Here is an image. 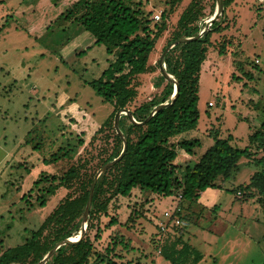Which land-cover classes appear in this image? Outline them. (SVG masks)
<instances>
[{
	"label": "rangeland",
	"instance_id": "374dc122",
	"mask_svg": "<svg viewBox=\"0 0 264 264\" xmlns=\"http://www.w3.org/2000/svg\"><path fill=\"white\" fill-rule=\"evenodd\" d=\"M31 1L0 0V246L4 249L21 243L29 230L36 229L50 213V219L61 224L75 217L79 208L75 187L68 190L58 187L44 207L35 199L37 189L28 196L29 201L22 196L41 174L63 172L84 147H90L95 154L102 144L100 136L93 145L88 147L86 143L112 110V105L103 102L85 83L98 77L107 65L104 46L93 45L85 53H79L87 49L85 41L90 34L82 21L62 16L75 0H38L36 10L46 19L45 27L40 28L30 25ZM100 1L93 2V12L99 14L94 13V20H101L98 17L101 10L97 8ZM142 1L145 9L151 11L153 21H158L155 14L167 9L163 0ZM205 1L208 10L211 0ZM188 2L180 0L168 18L170 27ZM104 3L111 16L99 26L106 30L125 11L113 2L105 0ZM231 7L235 10H227L228 18L230 25L235 23L227 33L234 36V45L240 40V47L236 45L233 54L224 55L210 47L200 70L196 64L191 70L187 101L180 105L183 110L193 102L190 113L184 112L189 120H192V110L198 111L196 127H189L180 136L196 138L201 143L190 157L180 153L173 161L180 179L186 165L194 164L212 144L211 133L217 132L221 138L231 134V145L245 148L249 146L251 131L264 120V61L257 65L253 62L256 57L264 56V0H234ZM79 44H83L80 49ZM161 44L152 54L150 63L159 58ZM146 77L141 76L140 100L156 93L151 86L152 79L148 75L149 83H146ZM77 133L85 144L74 154ZM60 147L70 148V152L57 161L49 160ZM184 156L189 158L185 160ZM44 159L49 162L46 164ZM100 163L98 157L95 158L90 172L98 171ZM238 167L234 177L223 181L221 193L211 206L199 201L178 206L175 215L180 223L177 225H184L185 241L202 254L197 264H264V206L255 199H243L241 194L226 190L243 186L251 172L259 167L246 157L239 159ZM45 185L42 182L39 187ZM178 190L179 187L175 188L174 195L181 193ZM147 193L148 190H133L131 199H121L120 205L113 203L109 207L110 215L119 208L121 224L115 229L131 243L128 251L117 250L121 256L116 258L123 259V264H135L138 260L144 264H171L153 249L150 239L159 229L158 222H164L163 212L172 208L175 201L173 197H156L152 206L148 205L150 209H146L148 206L143 201ZM131 209L134 213L125 223ZM146 211L148 213L144 214ZM108 219V216L101 217L100 225L104 226ZM77 223L82 227L83 217L77 219ZM176 227L169 222L167 229L161 232L175 231ZM113 229L106 230L96 242L99 251L109 242ZM94 232L92 229L90 235Z\"/></svg>",
	"mask_w": 264,
	"mask_h": 264
},
{
	"label": "trees",
	"instance_id": "16d2710c",
	"mask_svg": "<svg viewBox=\"0 0 264 264\" xmlns=\"http://www.w3.org/2000/svg\"><path fill=\"white\" fill-rule=\"evenodd\" d=\"M108 1L113 2L125 13L122 17L115 18L106 30H103L98 22L101 30L96 35L94 44L104 46L107 65L98 77L85 81L103 102L112 105L111 112L86 143L87 146L93 145L100 136L102 144L98 146L95 154L91 152L89 146V148L84 147L83 152L59 175L41 174L22 196L29 201L28 196L33 193V189H37L38 194L35 199L40 207H44L47 205L48 197L54 195L58 187L66 190L75 187L78 191L79 208L75 217L67 224L53 222L50 213L36 229L29 230V235L21 243L5 249L0 246V264H37L55 243L74 239L80 233L81 225L77 223V219L83 217L89 187L97 172V170L90 172L91 164L98 157L101 162L97 168L99 169L116 159L122 152L123 138L114 126L115 113L119 109L129 110L136 122H132L125 113L119 116L118 126L126 140V149L115 164L103 170L97 177L85 233L78 241L57 247L43 264H92V262L123 264V259L116 258L118 255L121 256L117 250L124 248L126 252L131 247V243L123 233L115 229V226L120 225L121 222L118 219L119 208L113 215L108 213L113 203L120 205L123 202L121 199H131L133 190L140 192L148 190V196L143 202L147 206H152L154 198L171 196L179 186L181 187L179 205L197 202L204 190L222 189L223 181L238 173V161L241 157H246L259 169L252 173L243 186L226 190L240 192L243 199H255L264 206V120L252 130L248 136L249 146L245 148L232 146L231 135L221 138L217 132L211 133L213 143L194 164L186 165L182 179L175 173L177 165L173 163L180 153L192 155L194 149L201 145L196 138L180 136L189 127L194 128L197 125L196 109L192 110V120H189L186 113L184 114L189 111V107L191 109L193 102L187 104L186 109L185 107L183 110L180 109L181 102L187 99L191 70H194L195 64L200 70V65L206 60L210 47H214L218 54L224 55L229 52L233 54V47L241 45L240 40L234 45V36L227 33L235 23L232 22L230 25L227 13L234 0H222V13L198 38L177 42L174 45L172 43L181 38L195 37L206 27L217 10L216 0L210 1L208 10L205 0H189L172 27L168 18L174 13L180 0H163L167 9H163L158 21H153L151 11L145 9L147 7H144L142 0ZM79 7V1L73 2L62 16L73 18L74 11ZM160 42H162L160 55L170 46L163 56L162 64L173 80L166 79L162 75L159 65L160 56L155 63H150V58ZM88 48L80 53H85ZM253 62L257 65L255 61ZM63 63L68 65L65 61ZM146 75L152 79L151 86L156 93H153L149 99L140 100L138 95L142 85L141 76ZM146 83H149L148 79ZM175 83L178 84V91L173 99ZM163 103L169 104L159 108L147 118L154 107ZM74 139H76L74 145V154H76L77 149L85 144V140L80 133L75 134ZM68 152L70 148L60 147L49 160L57 161L65 157ZM258 152L260 155L256 154ZM49 160L44 159V162L47 164ZM42 182L46 185L39 187ZM28 205L33 206L31 203ZM146 209H150V206ZM133 213L131 209L125 223L131 219ZM146 213L148 211L144 212ZM176 213L178 214L177 211ZM107 216L109 218L107 223L101 226V217ZM171 225L177 226L176 230L168 229L167 233L161 232L159 223L156 225L159 229L150 239L153 249L171 264H197L202 254L185 241L184 225ZM112 227L114 229L113 233L109 234L111 236L109 242L102 251H99L96 242ZM74 228L77 232H74ZM92 229L95 232L91 236ZM135 264L144 263L138 260Z\"/></svg>",
	"mask_w": 264,
	"mask_h": 264
},
{
	"label": "crops",
	"instance_id": "0c3cea01",
	"mask_svg": "<svg viewBox=\"0 0 264 264\" xmlns=\"http://www.w3.org/2000/svg\"><path fill=\"white\" fill-rule=\"evenodd\" d=\"M31 1V0H30ZM76 1H79L80 2V7L76 10V11H74V13H73V18L74 19H76V18H78V20H80V21H82L83 22V26L85 27V30L90 34V37H89V35L88 34H86L85 33V37L87 36V40L85 41V44L87 45V47H91V46H93V45H95L94 44V41H95V39H96V35L97 34H99V33H97V31L100 29L99 27H98V22H101L102 20H104V17L106 18V17H108V15L110 14V12H108L107 13V11H106V7L107 6H105V0H101L100 1V4L98 3V7L97 8H99V13H100V15L101 16H98L99 17V19L101 18V20H94V18L92 17V16H94V13L96 14H98V11L97 12H93V10L95 9L94 7H92L93 5H94V1L93 0H75V1H73V2H76ZM88 2V3H84V2ZM108 1V0H107ZM37 2H38V0H32L31 1V3H30V7H29V13H30V25L31 26H36V27H38V28H40V27H45V25H46V19H45V17H43L37 10H36V4H37ZM72 2V3H73ZM72 3H70V4H72ZM69 4V5H70ZM82 4V5H81ZM234 4V3H233ZM233 4H232V6H233ZM232 8L233 7H231V8H229L230 10L229 11H231L232 10ZM234 9V8H233ZM235 10V9H234ZM229 11H228V14H229ZM83 13V14H82ZM114 13V12H113ZM88 14V15H87ZM99 15V14H98ZM97 17V18H98ZM80 18V19H79ZM91 19V20H90ZM77 20V19H76ZM97 22V23H96ZM83 46V44H79V49L81 48ZM84 50V49H83ZM82 50V51H83ZM77 52V51H76ZM78 53V52H77ZM80 53V52H79ZM264 56L263 57H261V60H260V62L261 61H264ZM210 101V100H209ZM208 104V103H207ZM214 106V105H213ZM213 106H211V107H213ZM245 117L244 115H240V117ZM252 132V131H251ZM228 135H231V134H228ZM232 136V135H231ZM233 138V137H232ZM213 143V142H212ZM183 155H185V154H183ZM186 156H189L190 157V155H186ZM186 156H184V158H185V160L187 159V158H189V157H186ZM182 169V168H181ZM180 169V170H181ZM176 174H177V176H178V173H177V170H176V172H175ZM252 175V172H251V174H250V176ZM249 176V177H250ZM248 181V180H247ZM179 188H181L180 186H179ZM181 190V189H180ZM180 190H178V191H180ZM220 193H221V189H218V188H207L206 190H204L202 193H201V195H200V198L198 199V201H199V203H205V204H208L209 206H211L212 204H214V199L216 200L217 198H218V196L220 195ZM148 194V193H147ZM157 197H159V196H157ZM170 197H173V199H174V204H173V206H172V208L174 207V206H179V198L176 196V195H171V196H168L167 198H170ZM170 209V208H169ZM167 210V209H166ZM164 216V215H163ZM163 219H165V218H163ZM159 223V222H158Z\"/></svg>",
	"mask_w": 264,
	"mask_h": 264
},
{
	"label": "water",
	"instance_id": "95a60500",
	"mask_svg": "<svg viewBox=\"0 0 264 264\" xmlns=\"http://www.w3.org/2000/svg\"><path fill=\"white\" fill-rule=\"evenodd\" d=\"M216 1H217V10H216L214 16L207 22L206 27L198 35H196L195 37L181 38V39L175 41L174 43H172V45H174L177 42H183V41L191 40V39H194V38H198L202 34V32L208 27V25H210L211 22L217 16H219L222 13V11H223L222 0H216ZM169 47L170 46L166 47L165 50L160 55L159 65H160V71H161L162 75L164 77H166V79H172L173 80L172 76L164 70L163 64H162L163 56H164L165 52L169 49ZM177 91H178V84L175 83V92H174V95H173V99L177 96ZM167 104H169V103L159 104L158 106L154 107L147 118H150L156 110L166 106ZM121 113L127 114L129 116V119L132 122H136L134 120V118L132 117V114H131V112L129 110H127V109H119L118 111H116L115 118H114V126H115V129H116L117 133L123 138L122 152L116 159L104 164L96 172V174L94 175V177L92 179V182L90 184V187H89L88 197H87V201H86V205H85V209H84V213H83V223H82V227H81L80 233L77 235V237L75 239H65V240H61V241H58L57 243H55V245L52 247V249L37 264H43L54 253L56 248L59 247L60 245H62L64 243H71V242L78 241L84 235L85 230L87 228V221H88L89 211H90L91 202H92L93 190H94V186H95L97 177L103 170H105V169L109 168L110 166H112L113 164H115L122 157V155H123V153H124V151L126 149V140L124 139L123 134L121 133V131L119 129V126H118V120H119V116H120Z\"/></svg>",
	"mask_w": 264,
	"mask_h": 264
},
{
	"label": "built area",
	"instance_id": "2783aa9c",
	"mask_svg": "<svg viewBox=\"0 0 264 264\" xmlns=\"http://www.w3.org/2000/svg\"><path fill=\"white\" fill-rule=\"evenodd\" d=\"M154 18L156 20L160 19V14H155ZM264 59V58H263ZM261 58L256 57L254 59L256 64L260 63ZM209 105H212V102H209ZM237 194H240V192H237ZM177 197L180 198L181 197V193L178 192ZM179 210L178 206H174L173 208L167 209L163 212L164 215V222H160L159 226H160V230L161 231H165L167 229V224L170 222V224H179L180 223V219L175 215V211Z\"/></svg>",
	"mask_w": 264,
	"mask_h": 264
},
{
	"label": "bare ground",
	"instance_id": "6f19581e",
	"mask_svg": "<svg viewBox=\"0 0 264 264\" xmlns=\"http://www.w3.org/2000/svg\"><path fill=\"white\" fill-rule=\"evenodd\" d=\"M206 25H207V24H206ZM76 237H77V235H76ZM76 237H75V238H76ZM75 238H74V239H75ZM46 263H48V262H46Z\"/></svg>",
	"mask_w": 264,
	"mask_h": 264
}]
</instances>
